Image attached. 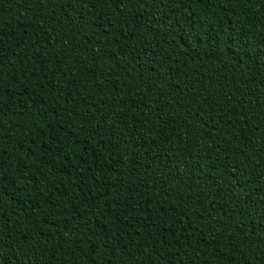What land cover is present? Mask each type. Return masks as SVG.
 I'll return each instance as SVG.
<instances>
[{
  "label": "trees",
  "instance_id": "obj_1",
  "mask_svg": "<svg viewBox=\"0 0 264 264\" xmlns=\"http://www.w3.org/2000/svg\"><path fill=\"white\" fill-rule=\"evenodd\" d=\"M126 9L0 0V264H264V0Z\"/></svg>",
  "mask_w": 264,
  "mask_h": 264
},
{
  "label": "snow or ice",
  "instance_id": "obj_2",
  "mask_svg": "<svg viewBox=\"0 0 264 264\" xmlns=\"http://www.w3.org/2000/svg\"><path fill=\"white\" fill-rule=\"evenodd\" d=\"M74 2V0H65V3L70 5ZM104 2L111 4L116 10L119 18L123 19L124 18V12L127 10L126 9V0H104ZM134 0H127V4L133 3ZM136 3H141L143 0H135ZM100 27L101 31L103 33L111 34V30L115 27L114 24L111 21H102L98 24ZM117 39H121L119 36L116 37ZM124 40L127 39V37L123 38ZM2 75V73H0ZM3 162L0 160V202H2V198L4 195H8L6 193L5 189L9 184L14 183L13 181H10L7 179V176L5 172L3 171ZM22 183H24L25 186H27V183L30 182V178L28 176H20L17 177ZM15 194V188H13V191L11 195ZM17 207L20 209L21 213L23 215H27L28 213L25 211L26 208H30L31 205L28 203V200L25 198V201L23 204H18ZM6 221L3 220V217L0 216V250L3 249L5 246L2 241L5 233V228L4 224Z\"/></svg>",
  "mask_w": 264,
  "mask_h": 264
}]
</instances>
